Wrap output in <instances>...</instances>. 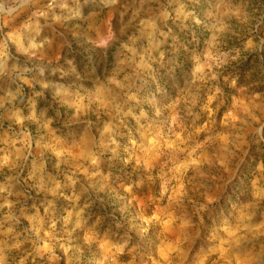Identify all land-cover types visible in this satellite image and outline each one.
<instances>
[{
	"label": "rangeland",
	"instance_id": "rangeland-1",
	"mask_svg": "<svg viewBox=\"0 0 264 264\" xmlns=\"http://www.w3.org/2000/svg\"><path fill=\"white\" fill-rule=\"evenodd\" d=\"M0 264H264V0H0Z\"/></svg>",
	"mask_w": 264,
	"mask_h": 264
}]
</instances>
